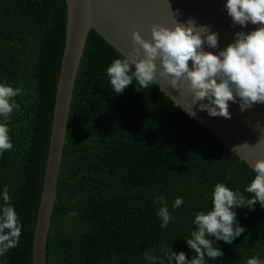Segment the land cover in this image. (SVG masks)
Here are the masks:
<instances>
[{
    "label": "trees",
    "instance_id": "1",
    "mask_svg": "<svg viewBox=\"0 0 264 264\" xmlns=\"http://www.w3.org/2000/svg\"><path fill=\"white\" fill-rule=\"evenodd\" d=\"M66 23L65 0H0V83L22 88L9 121L13 148L0 154V206L7 186L23 225L19 246L0 264H32ZM120 54L90 32L73 91L47 264H149L143 253L155 249L163 257L164 245L190 261L196 253L186 241L195 215L212 208L215 185L247 195L254 178L249 164L158 85L137 91L133 82L116 94L107 68ZM158 195L173 216L167 228L160 226ZM177 197L184 203L173 208ZM73 210L78 215L68 217ZM235 211L245 231L232 243L210 237L223 256L205 257L206 264L264 260V207Z\"/></svg>",
    "mask_w": 264,
    "mask_h": 264
},
{
    "label": "clouds",
    "instance_id": "2",
    "mask_svg": "<svg viewBox=\"0 0 264 264\" xmlns=\"http://www.w3.org/2000/svg\"><path fill=\"white\" fill-rule=\"evenodd\" d=\"M226 8L233 23L247 27L251 22L260 25L256 30L235 33V40L219 54L204 50V44L209 48L219 46L218 33L211 32L207 26H197L189 19L186 23L177 22L172 27L153 24L151 39H145L139 30L132 33V46L127 53L121 52V58L115 59L107 68V75L112 90L122 93L127 86L135 82L139 87L160 86V81L170 83L174 91H180L182 81L187 84L191 93V110L181 104L179 106L191 118L197 113L194 106L199 103L200 111H207L211 117L231 119L229 102L240 100L241 111L250 109L256 103H264V0H227ZM179 11L175 13L178 15ZM191 62V66H190ZM159 77V80L157 79ZM160 91H166L160 86ZM22 94L21 87H13L6 82L0 83V154L10 151L13 143L9 135V121L20 105L14 99ZM169 94V93H168ZM174 98V97H173ZM175 99V98H174ZM207 103H203V101ZM259 128V125H257ZM262 139L257 144L264 143ZM249 167L255 174L250 184L242 194L233 190L225 183H217L212 192V208L200 211L195 215V229L187 238L188 247L196 255L189 261L186 254L172 251V246L161 247L163 257L154 255L155 249L143 253L149 264H206L205 257L212 260L223 256L217 241L232 243L245 229L237 222L235 209L240 207L254 208L257 202L264 207V159L257 160ZM249 194H253L249 198ZM3 205L0 206V256L18 247L22 234V223L18 213L11 203L9 190L4 187L2 193ZM156 203L160 204L158 216L161 228H167L173 219L165 197L158 195ZM183 198L177 197L173 208H180ZM78 213L73 210L68 217ZM246 264H264L258 255L246 260Z\"/></svg>",
    "mask_w": 264,
    "mask_h": 264
},
{
    "label": "water",
    "instance_id": "3",
    "mask_svg": "<svg viewBox=\"0 0 264 264\" xmlns=\"http://www.w3.org/2000/svg\"><path fill=\"white\" fill-rule=\"evenodd\" d=\"M63 1V0H61ZM67 5L66 40L58 79L49 154L44 184L34 230L32 264H47V243L56 202L61 163L67 142V128L73 91L88 36L97 31L120 53H127L132 46V33L141 32L145 39H151L153 24L172 27L177 22L189 19L197 26H207L218 33L219 46L204 50L219 54L235 40V33H250L260 25L251 22L247 27L234 24L229 16L227 0H65ZM179 11L178 15L175 13ZM191 66V62H190ZM159 80V77H157ZM174 91L170 83L160 81L175 104L191 110V93L187 84ZM159 86V85H158ZM159 86V88H160ZM175 99H174V98ZM207 103V101H203ZM197 123L221 143L236 153L247 164L254 165L264 159V143L257 144L264 129V103H256L250 109L241 111L240 100L229 102L231 119L211 117L207 111L194 106ZM259 125V128L257 127Z\"/></svg>",
    "mask_w": 264,
    "mask_h": 264
}]
</instances>
